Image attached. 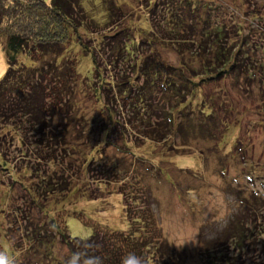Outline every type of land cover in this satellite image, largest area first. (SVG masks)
Instances as JSON below:
<instances>
[{
    "label": "trees",
    "instance_id": "trees-1",
    "mask_svg": "<svg viewBox=\"0 0 264 264\" xmlns=\"http://www.w3.org/2000/svg\"><path fill=\"white\" fill-rule=\"evenodd\" d=\"M223 1L229 0L202 4L189 0L191 14L188 10L180 14L176 0L170 1L171 7L170 2L161 7L147 0L149 17L136 22V11L128 1L102 0L97 8L96 0H0V39L4 40L8 64L0 79V213L10 223L4 231L17 234L14 242L4 238L9 247L2 239L0 243L10 259L15 258L18 264H57L61 244L65 254L58 264H67L76 252L81 254V264L93 256L100 257L102 264H122L130 254L141 264H180L183 254L174 245L166 239L158 243L159 223L149 203L147 209L141 207L143 210L133 213L129 228L105 232L94 228L86 238L71 234L68 218L82 211L68 207L80 200L102 198L112 183V194L118 185L117 193L127 186L130 192L136 187L132 193L135 199L140 198L139 189L144 198L151 196L153 186L147 188L143 171L145 166L155 169L157 157L153 152L140 153V163L133 149L141 150L144 145H167L168 151L192 148L189 139L195 133L189 123L195 124L199 138L198 129L211 125L208 116L219 105L212 107L210 98H204L201 84L221 80L238 67L242 70L250 58L246 55L243 59L242 46L232 42L229 22L221 14ZM237 2L233 0L235 6L229 4L228 8L245 16ZM98 13L104 15L99 18ZM247 15L258 17L257 13ZM104 25L109 26L97 29ZM89 34L95 44L85 43L91 39ZM170 47L181 53L180 66L155 54ZM102 49L111 55L109 61L115 68L127 65L130 72L121 73L117 80L111 76L109 61L97 60ZM240 54L241 59L233 63L234 56L239 59ZM22 55L35 63L25 64ZM85 56L92 60L87 71L81 68ZM196 61L204 62L195 66ZM253 67L256 73L245 75L243 91L264 86L260 77L264 60L257 65L253 62ZM261 96L262 101L263 89ZM185 97L188 100L183 101ZM82 100L85 109L78 105ZM193 113L206 117L194 120ZM131 129L146 139L145 144L130 140L132 134L126 131ZM121 134L122 145L114 140L103 143V138ZM208 137L213 139L210 134ZM110 145L121 155L125 153L129 161L120 162L118 155V160L114 159ZM124 146L130 150L125 151ZM138 163L143 167H137ZM134 170L139 171L138 176L141 172L139 184L131 180ZM232 191L237 192L242 214L204 238L201 257L210 264H235L234 253L226 245L232 241L250 252L255 240L264 236L260 229L264 194L251 190L249 202L238 186Z\"/></svg>",
    "mask_w": 264,
    "mask_h": 264
},
{
    "label": "rangeland",
    "instance_id": "rangeland-1",
    "mask_svg": "<svg viewBox=\"0 0 264 264\" xmlns=\"http://www.w3.org/2000/svg\"><path fill=\"white\" fill-rule=\"evenodd\" d=\"M45 1L50 3V0ZM117 1H128L131 5L130 9L133 8L136 11L134 17L136 22H140L146 16L149 17V12L146 8L148 3L147 0ZM154 1L158 2V4L163 7L164 5L167 6V2L171 0ZM195 1L197 3L201 2L202 4L205 1L211 0ZM232 1L233 0H229L228 2L223 1L224 5L222 6H224V8L221 14L225 16L224 20L229 22L228 29L234 36L232 42H237L235 44L238 45V47L239 45L242 46L243 59L247 56L250 58L247 57L249 59L248 63H246V66H242V70L238 67L233 74H229L221 80L215 81L214 83L201 84L204 98H210L212 107L216 103L219 105V107L213 109L214 112L211 110V116H208L211 125L198 129L201 134L199 138L197 131L194 129L195 124L192 122L189 123V128L193 129V133H195V136L193 135L189 139L192 148L188 147L183 150L174 149L173 151H168L167 145L165 147L152 146V148L144 145L141 146L144 147L141 148V150L133 149V156L138 162L141 159L139 155H142L140 153L153 152L152 154L157 157V163H154L156 168L152 169L151 167L148 168L145 166L143 171L144 178H146L147 181V188L153 186L151 190L152 195L144 198V191L142 192V190L139 189L137 194L140 195V198H136L139 201L138 203L134 196H132L136 187H132V192H130L129 188L124 186L118 189L117 193L118 185H115V191L114 194H112V183L111 187L109 186L104 189L105 194L101 192L105 197L75 202L70 205L68 209L72 210V208H76L78 212H82L79 214L81 217L71 216L68 218L69 230L73 236L83 238L89 237L93 233L94 228L100 232H105L106 229H127L130 226V217L134 216L133 213L136 215L139 210H143L140 209L141 207L147 209L149 203L154 214H156L155 219L159 223V225L157 224V228L159 227L160 230L158 243L162 239H166L170 244L174 245L178 251L183 254V257L179 259H182L180 264H210L201 257L204 250V238H209L214 231L224 228L230 222H233L240 213L242 214V211L237 205V192L232 191L234 185L245 191L246 199H248L249 202L251 201V194H253L251 190L255 189L261 195L264 194V100L261 101V92L262 89L264 90V86H255L253 88L254 91L242 90V88H245L247 85V78L245 75L254 76L256 73L253 62L257 65L264 60V0H237V5H241L244 14H246L245 16L242 14V17L240 13L237 12L236 8L231 6L228 8L229 4H233ZM188 2L189 0H176L180 14H183L186 10L191 14ZM101 3L102 0H96L94 4L99 8ZM233 5L235 6V4ZM232 11H235L236 14ZM248 13H257L258 17L252 19L250 15H247ZM103 15L104 14H102V16ZM100 16L101 13H98L99 18L102 17ZM224 20L221 21L222 24ZM106 26L109 25H104L97 29L101 30ZM235 30L237 32L239 31L240 34L237 35ZM95 34L96 33H94V35ZM89 37H91V39L85 41V43L95 44L96 42L93 41L94 36L89 34ZM4 45V40L0 39V79L5 75L8 68ZM141 52L143 53V51ZM157 52L158 53L155 54H157L162 61L172 63L176 66L181 65V53L172 49V47L168 50H163V48H161L159 51L157 50ZM97 56L98 62L104 58V63H106V61H109L111 55H106L102 49V52L98 53ZM85 57L87 58L84 59L81 68L87 71L90 69L89 66L92 60L91 56ZM236 57L238 56L236 55ZM236 57L234 56L233 63L241 59V54L239 55V59ZM192 59H189V62ZM204 59L205 56L203 60ZM20 60L24 61L27 65L35 63L28 55H22ZM203 62L204 61L199 64ZM197 63V61L194 62V64H196L195 66H199ZM108 65L111 76L116 78V80L118 76H121V73L125 74L130 72V67L127 65L121 66L119 69L114 67V62L109 61ZM241 72L244 73L243 76H241ZM260 77L264 78V72H261ZM119 81L122 82L121 79ZM185 89L187 90L188 87L186 86ZM190 92L191 89L189 90V94ZM191 97H193V94H191ZM186 100H188L187 97L183 99V101ZM78 105L82 109H85V100H82V103L79 101ZM219 114L220 120L218 119ZM89 115L90 113H88V116ZM191 117H194L192 118L194 120H199L206 116L193 113ZM205 129H208V132ZM126 133L129 134V136L132 134L129 138L131 141H134L136 145L145 144L144 140L146 139L137 136L135 133L138 132H135L134 129L127 130ZM208 133L213 137L211 141L207 139L209 138ZM121 138L122 134L120 136L115 135V137L110 136L107 139L103 138V143H111L114 140L118 145H122V143H120ZM109 149H112L111 156L114 159L118 160L116 156L118 155L120 156V162L126 163V161H129V157L126 158L125 153L121 155L116 146L112 147V145H110L108 150ZM144 149L146 150L144 151ZM124 150L128 151L130 148L127 149V147L124 146ZM140 163L142 162L140 161ZM138 165L142 166V164L138 163L137 167ZM159 168L160 170L157 172ZM146 171L147 173H145ZM138 172L139 171L134 170V172L131 173V180L134 183H136L141 175L140 172L138 176ZM164 172L167 173L169 177ZM140 182L141 179L137 181L138 184ZM172 182H176L175 186L170 184ZM93 185L95 186V184ZM127 188L129 192L128 195ZM262 197L264 198V195ZM260 205L261 204H259L258 207H260ZM59 207L61 208V204ZM128 209L132 210L131 214ZM9 224V220L3 218V215L0 213L1 243H5L4 238L13 241L15 237V232L10 231V233H6V231H4L10 228ZM256 224L259 226L261 223L257 221ZM261 226L260 229L263 231L262 234L264 235V222ZM239 228L241 227L238 226L237 229ZM11 230L15 231L13 228H11ZM242 231L246 233L245 229H242ZM154 234H156L155 230L153 231V235ZM207 234L208 236H206ZM239 242L241 243V241ZM1 243L0 249H3L2 252L5 253V248ZM230 243L231 244L226 246L231 247V253H234L233 257L235 259V264H264V236L255 240V245L250 252H244L243 249L239 247L240 245H237L238 243L236 245H234L232 241ZM5 245L9 247V241L8 244L5 243ZM61 246L63 245L60 244V249L57 253V264L59 260L64 258L63 256L65 254V250ZM20 259H22L21 256L17 258V261ZM10 260L18 264L15 258Z\"/></svg>",
    "mask_w": 264,
    "mask_h": 264
},
{
    "label": "clouds",
    "instance_id": "clouds-1",
    "mask_svg": "<svg viewBox=\"0 0 264 264\" xmlns=\"http://www.w3.org/2000/svg\"><path fill=\"white\" fill-rule=\"evenodd\" d=\"M0 264H12L10 258L3 252H0ZM67 264H81V254L76 252L73 253L72 257L67 261ZM83 264H102L100 257H88L83 260ZM122 264H141L139 258L134 255H129L122 260Z\"/></svg>",
    "mask_w": 264,
    "mask_h": 264
}]
</instances>
